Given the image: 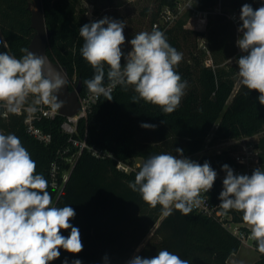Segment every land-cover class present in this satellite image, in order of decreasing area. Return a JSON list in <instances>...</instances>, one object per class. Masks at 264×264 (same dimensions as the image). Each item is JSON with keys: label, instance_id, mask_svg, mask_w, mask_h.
Segmentation results:
<instances>
[{"label": "trees", "instance_id": "16d2710c", "mask_svg": "<svg viewBox=\"0 0 264 264\" xmlns=\"http://www.w3.org/2000/svg\"><path fill=\"white\" fill-rule=\"evenodd\" d=\"M106 1L113 3L114 0ZM29 2L0 0V41L8 44L7 49L0 44V53L8 52L16 58L25 54L21 49L28 47L34 34L27 9ZM40 2L46 27L51 34L47 55L65 68L70 90L80 83V97L91 93L83 81L92 79L95 70L80 52L83 39L79 36V29L88 22L77 11L79 0ZM217 2L196 0L194 6L206 10L215 7ZM155 3L150 19L152 28L155 23L158 24L163 8H173L175 0H156ZM245 3L254 10L264 6V0H223L222 7L240 14ZM188 16L186 13L185 17ZM224 20L220 15L213 16V36L228 35L227 27L222 23ZM183 25L184 20L181 18L172 27L165 29L159 24L156 29L162 31L170 45L180 52L181 41L190 33L184 30ZM216 44L215 50L222 53L225 40L218 39ZM122 51L127 56L128 51ZM125 63L122 57L121 65ZM107 71L108 66L105 65L104 85L109 83ZM176 71L182 81L187 82L188 73L185 72L188 70ZM234 74V67L229 72L224 68L211 70L201 67L197 84L182 97L179 107L171 114L164 113L161 107L142 99L133 103L132 97L138 95L134 87L117 85L111 93L113 100L108 101L101 96L87 118L77 122L75 134L68 135L62 131L61 125L67 119L61 116L53 120L33 121L36 128L50 135L48 144L39 142L27 133L24 125L26 111L20 115L15 113L5 116L4 108L0 107V133H12L20 138L37 164V174H42L48 181L47 190L53 198V205H67L76 213L70 223L80 231L83 250L79 254H71L60 249V257L50 264H64L65 261L73 264L77 259L81 264H128L143 241L145 243L137 253L143 258H152L159 250L167 249L189 260L190 264H228V259L238 252L241 243L218 220L195 211L183 215L174 208L171 215L164 216L160 205L151 207L142 200L139 192L129 187L142 165L127 174L116 169V161L133 166L136 159L144 163L149 157L161 153L180 158L175 151L177 148L183 149V156L188 157L203 149L211 133L213 141H225L264 132V105L259 103V92L249 91L240 85L227 103L235 84ZM143 123L157 127L145 129L141 127ZM70 138H85L88 145L106 149L113 158L97 159L87 151L81 152L63 188L56 190L50 186L51 164L57 162L60 173L68 168L60 156H66L62 151L70 146ZM70 149L69 154L75 151L72 147ZM261 149L264 152V144ZM205 162L212 169H222L225 164L231 168L233 165L230 160L221 161L217 156L198 160L201 165ZM222 190L223 182L216 179L212 189L206 193L210 203L218 205L221 212L230 216L233 222L245 224L241 212L230 210L225 213L219 207ZM70 231L62 230V235L67 237ZM253 246L256 250L255 241ZM256 252L258 259L251 264H264V255Z\"/></svg>", "mask_w": 264, "mask_h": 264}, {"label": "clouds", "instance_id": "9594fccd", "mask_svg": "<svg viewBox=\"0 0 264 264\" xmlns=\"http://www.w3.org/2000/svg\"><path fill=\"white\" fill-rule=\"evenodd\" d=\"M239 19L242 23L238 32L242 35L236 44L247 53L237 61L239 83L249 91L259 92V103L264 105V6L254 10L245 3ZM124 27L125 22L104 17L79 29L83 39L81 55L95 70L94 77L85 79L83 84L95 96L103 95L108 101L113 100L111 93L117 85H131L138 94L132 97L133 103L142 99L161 107L166 114L173 113L187 87L176 71L183 54L170 45L162 31L153 28L151 32L135 34L130 41L132 50L125 56L121 48L125 43ZM0 44L8 48L6 42ZM21 51L25 53L21 58L0 53V107L4 108V115L20 112L30 95L35 99L29 112L34 113L41 104L59 110L63 101H58L56 93L66 84L64 76L50 63L45 73V55L38 56L28 48ZM122 57L126 60L123 66ZM141 127L155 129L157 125L143 123ZM175 151L180 158L168 153L149 157L134 182L129 183L151 207L160 205L164 216L171 215L173 208L189 215L203 203L200 194L211 190L217 177L208 162L201 165L184 158L183 149ZM36 168L19 137L0 133V264H50L60 257V249L71 254L83 250L80 231L70 223L76 215L74 209L53 205L48 181L37 174ZM222 170L226 177L219 207L225 213L235 210L243 214L242 221L250 227L248 239L255 241L256 250L264 255V171L257 168L251 176L235 175L227 164ZM68 229L70 234L65 237L62 230ZM73 264L81 261L77 259ZM128 264L190 261L163 249L152 258L136 255Z\"/></svg>", "mask_w": 264, "mask_h": 264}, {"label": "rangeland", "instance_id": "374dc122", "mask_svg": "<svg viewBox=\"0 0 264 264\" xmlns=\"http://www.w3.org/2000/svg\"><path fill=\"white\" fill-rule=\"evenodd\" d=\"M35 1L36 0H30V2ZM155 1L156 0H114L113 3H108L106 0H79L77 11H79L82 18L88 23L98 21L104 17L125 22V43L121 48L126 49L128 54L132 50L130 41L134 38L135 34L141 31L151 32L153 30L150 19L151 12L156 7ZM213 16H215V14H210L206 19L193 18L190 14L188 17H185V15L182 16L184 20L183 28L190 33L186 34L185 38L181 41L182 49L180 52L183 54V59L176 69H181L182 71L188 70L185 72L188 73L187 87L185 88L186 94L190 88L197 84L196 79L199 76L201 67L211 70L224 68L227 72L230 71L231 67H234L235 74L233 77L235 79V84L227 102L229 103L232 96L241 85L239 83L240 78L237 75L239 71L237 61L241 56L247 53L242 52L236 44L237 39L241 36V33L238 32L239 27L233 26L226 19L222 23L227 27L228 35L224 36L219 34V36H213L211 24ZM173 25H175V23L170 27ZM221 38L225 40V47L222 53H217L215 50L217 45L216 41ZM34 99L35 97L30 95L24 107L32 105ZM261 136L262 134H258L255 139L259 148L264 144V138L261 139ZM230 140H226V142ZM226 142L213 141L211 133L207 137L204 147L199 153L184 158L198 163V160L202 157L209 158L217 156L221 161L230 160L232 162V156L238 150V147L236 144H229ZM136 164L139 167L143 164V161L141 159H136L135 165ZM213 170L217 172L216 179L222 181L226 172L221 168ZM150 235L151 234H149V236ZM144 243L145 241L135 250L132 258L137 255ZM257 259L258 253L254 246L241 244L238 252L228 259V264H251Z\"/></svg>", "mask_w": 264, "mask_h": 264}, {"label": "built area", "instance_id": "2783aa9c", "mask_svg": "<svg viewBox=\"0 0 264 264\" xmlns=\"http://www.w3.org/2000/svg\"><path fill=\"white\" fill-rule=\"evenodd\" d=\"M222 1L223 0H218L216 6L213 8L207 10H199L194 6L195 0H175V6L173 8H163L159 17V22L158 24L155 23L153 25V28H157V26L160 24L165 29H167L172 24L181 19L182 16H184L186 13L190 14L193 18L199 19H206V17L210 14L220 15L224 17L228 22H230L233 26L239 27V25L241 24V21L239 19L240 14L236 11L222 7ZM107 85L104 86L107 87ZM101 96L97 97L93 93H88L83 97L79 96V111L74 117L66 118V122L61 125L62 131L68 135L75 134L77 122L79 120H85L87 118V115L90 113L92 107L97 103ZM36 107L37 110L34 113L29 112L27 110L28 107H24L17 114L20 115L22 111H26L24 125L27 133L39 142L48 144L50 142V135L44 134L39 128H36L33 124V121L40 119L53 120L57 116H59L58 110H53L49 105L43 104ZM258 134H262L261 139L264 138V132H261L251 136H244L235 140H230L228 142H226V140L222 141L223 143L226 142L229 144H236L238 147V150L232 156L233 165L231 169L233 170L235 175L243 174L251 176L252 172L257 168H261V170L264 171V152L261 147L259 148L255 141ZM69 142L70 146L66 147L62 151V153L64 155L66 154V156H60V158H63V162H66L65 164L68 165V168L60 173V166L58 165V163L54 162L51 164L50 186L56 190H61L63 188L68 179L69 172L81 152L87 151L90 155L97 159L113 158L112 153L107 151L106 149L88 145L85 138L81 140L70 138ZM71 147L74 148L75 151L69 154ZM137 167V164L130 166L121 161H116V169L123 173L128 174L132 171H136ZM59 173L60 175H58ZM200 196L203 200V203L199 207L194 208L193 211L205 217L218 220L228 232H230L239 240L241 244H249L253 246L254 241L248 239V236L250 235V227L248 225L233 222L230 216L221 212V210L218 208V205H212L210 203L206 193L202 192Z\"/></svg>", "mask_w": 264, "mask_h": 264}, {"label": "water", "instance_id": "95a60500", "mask_svg": "<svg viewBox=\"0 0 264 264\" xmlns=\"http://www.w3.org/2000/svg\"><path fill=\"white\" fill-rule=\"evenodd\" d=\"M27 9L30 13V28L34 31L27 48L30 52H33L38 56L45 55V73L47 72V67L50 63L56 71L64 76L66 84L56 93L58 101H63V106L58 110V114L63 118L74 117L79 111L78 98L81 91V85L78 83L72 90H70L69 79L65 68L56 61L50 59L47 55L48 41L51 34L45 24V17L40 0L29 2Z\"/></svg>", "mask_w": 264, "mask_h": 264}]
</instances>
